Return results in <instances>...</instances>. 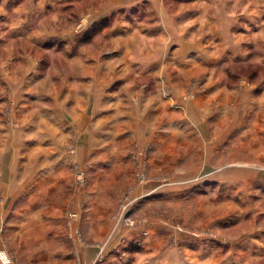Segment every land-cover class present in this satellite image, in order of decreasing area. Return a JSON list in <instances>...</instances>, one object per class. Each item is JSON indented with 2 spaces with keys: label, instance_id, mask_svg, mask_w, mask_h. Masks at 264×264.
<instances>
[{
  "label": "crops",
  "instance_id": "obj_1",
  "mask_svg": "<svg viewBox=\"0 0 264 264\" xmlns=\"http://www.w3.org/2000/svg\"><path fill=\"white\" fill-rule=\"evenodd\" d=\"M81 18L88 20L89 29L104 25L87 37L89 31L73 29ZM231 60L264 65V0H0V235L12 212L21 213L11 211L22 181L18 156L25 153L19 147L38 136L37 122L52 123L51 117L38 120L30 115L31 108L41 101L50 108L90 107L78 97L83 91L98 92L94 104L101 108L105 104L100 93L108 91V82L114 80L119 85L108 92L110 108L121 106L122 98L132 99L131 93L147 91L137 107L129 102L132 111L125 118L133 126L135 122L133 138L175 140L181 133L175 126L179 129L184 122L203 126L213 118L227 122L232 107L240 111L248 106L254 109V123L262 134L264 76L258 73L252 81L235 77V71L230 76ZM199 80L204 90H199ZM57 91L66 95L53 103ZM189 91L196 94L186 98ZM118 92L128 94L118 98ZM69 93H76L75 98ZM150 117L175 130L150 134ZM237 118L241 123L246 116ZM83 120L78 116L74 122L83 125ZM44 130V136H51V126ZM48 150L52 155V148ZM29 185L26 177L24 187ZM49 207L53 209L52 204ZM40 210L28 207L24 212L39 216ZM148 210L136 217L144 219L140 224L118 229L111 248L114 257L122 254L126 262L131 259L129 246L140 244L138 252H131L143 255L134 264H241V255L254 250L255 244L246 245L243 234L229 246L222 238L178 232L161 213L154 219ZM110 213L100 212L99 219L108 220ZM166 232L174 234L177 247L162 246ZM97 253L82 254L83 262ZM6 262L0 250V264Z\"/></svg>",
  "mask_w": 264,
  "mask_h": 264
},
{
  "label": "rangeland",
  "instance_id": "obj_2",
  "mask_svg": "<svg viewBox=\"0 0 264 264\" xmlns=\"http://www.w3.org/2000/svg\"><path fill=\"white\" fill-rule=\"evenodd\" d=\"M82 19L74 26L75 33ZM229 67L230 76L232 71L237 73L235 77L245 76L250 81L258 73L264 76V65L256 61L233 60ZM197 83L199 90H204L203 81ZM109 84L110 89L100 93L105 104L101 108L94 104L98 92L83 91L78 97L90 107L50 108L41 101L30 109V115L51 117L52 123L37 122L38 136L26 140L18 150L25 153L18 156L17 173L23 185L21 181L15 189L11 211L16 208L21 213L12 212L0 235L6 264H91L101 251L106 264L124 263L122 254H112L114 235L121 225L133 227L144 221L136 217L147 209L154 219L161 213L178 232L222 238L229 246L243 234L246 245L255 247L241 255V264H264V131L257 130L254 109L248 106L237 111L232 107L229 120L223 123L214 118L199 127L184 122L179 129L175 126L181 132L175 140L133 138L135 122L133 126L125 118L132 111L129 102L136 106L147 91L131 93L129 100L122 98L128 93L118 92L121 106L110 108L108 92L119 84L114 80ZM53 94V103L66 95ZM72 94L68 97L75 98L76 93ZM193 94L196 91L185 92V97ZM11 110L9 106L5 111L9 114ZM78 116L85 117L83 125L74 122ZM242 116L245 120L237 122L235 118ZM148 121L150 134L175 130L152 117ZM45 126L52 127L51 136H44ZM26 177L29 187H24ZM28 207L43 212L40 210L39 216L24 212ZM99 211L111 212L110 218L100 220ZM167 233L162 246L177 247L174 234ZM93 250L98 251L96 256L83 262L82 254ZM127 255L133 263L143 256Z\"/></svg>",
  "mask_w": 264,
  "mask_h": 264
},
{
  "label": "built area",
  "instance_id": "obj_3",
  "mask_svg": "<svg viewBox=\"0 0 264 264\" xmlns=\"http://www.w3.org/2000/svg\"><path fill=\"white\" fill-rule=\"evenodd\" d=\"M87 27H88V20L84 18L82 19V21H80L76 31L78 33H82ZM91 264H106L102 251L93 259Z\"/></svg>",
  "mask_w": 264,
  "mask_h": 264
},
{
  "label": "trees",
  "instance_id": "obj_4",
  "mask_svg": "<svg viewBox=\"0 0 264 264\" xmlns=\"http://www.w3.org/2000/svg\"><path fill=\"white\" fill-rule=\"evenodd\" d=\"M102 25H104V23L93 26V27L90 29V31H89L87 37H90V36H92L93 34H95L98 30H100V28L102 27ZM140 249H141V247H138V246H135V245H134V247H133V246H132V247H129V249H127V250H129V251H131V252H133V251L135 252V251H138V250H140ZM120 264H134V263H133V260L131 259V260L128 261V262H124V263H120Z\"/></svg>",
  "mask_w": 264,
  "mask_h": 264
}]
</instances>
